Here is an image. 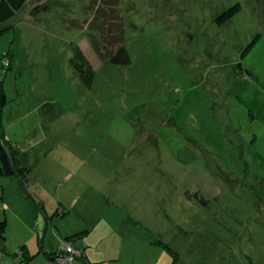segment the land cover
<instances>
[{"label":"rangeland","instance_id":"1","mask_svg":"<svg viewBox=\"0 0 264 264\" xmlns=\"http://www.w3.org/2000/svg\"><path fill=\"white\" fill-rule=\"evenodd\" d=\"M6 24L0 140L50 154L17 188L0 176V264L58 263L68 241L45 226L78 222L67 264H264V3L28 0ZM122 45L129 64L112 61Z\"/></svg>","mask_w":264,"mask_h":264},{"label":"trees","instance_id":"2","mask_svg":"<svg viewBox=\"0 0 264 264\" xmlns=\"http://www.w3.org/2000/svg\"><path fill=\"white\" fill-rule=\"evenodd\" d=\"M27 1L28 0H0V35H2L5 31L10 29V26H7L6 23L12 20L16 16V14L24 8ZM259 1L261 3H264V0H259ZM41 8H42L41 6L35 5L34 8L31 10V14L33 16H37L40 13ZM241 9H242L241 4H237L233 7H230L216 19V23L220 26L226 24L236 14H238V12H240ZM258 38L259 37H257L249 45L248 49L257 41ZM94 47L98 49L95 44H94ZM74 52H75L74 56L71 59L72 66L74 67V69L76 70V72L78 73L82 81L84 82V84L86 86L92 87L94 80H95V70H94L93 65L90 63L85 53L79 46H75ZM115 52L116 54L115 56H113L112 54ZM115 52L107 55V56H111V55L113 56L112 61L114 63L124 64V65L130 63V55L128 53L126 46L122 45ZM6 55L9 56L8 53ZM10 65H12L11 59H10V63L8 64V66ZM7 104H8L7 95H6L5 90L3 89V86L1 85L0 86V113L2 112L3 108ZM0 135H2V133ZM8 144H10V146L12 145L11 142L7 143L3 140H0V148H1L0 176L6 177V178L16 177L22 180V176L24 175V172L30 171V169L35 165V162L37 161V159L39 160V157L41 156L43 157L47 156L50 150V147L47 148L46 146L45 147L43 146L34 147L26 151L23 154H20L19 150H17V152L21 155V157L18 159L17 158L13 159L15 156L14 154L16 150L8 146ZM7 226H8V221H7V218L4 217L3 220L2 219L0 220V240L2 241L6 240ZM87 234H89V230L86 229L84 231L75 233L65 238V240L76 244L77 243L76 241H80L85 236H87ZM25 247L26 246H24V248ZM54 253H51V254L54 255ZM29 260H30V256H27L25 257V260H23L22 262L28 263Z\"/></svg>","mask_w":264,"mask_h":264},{"label":"crops","instance_id":"3","mask_svg":"<svg viewBox=\"0 0 264 264\" xmlns=\"http://www.w3.org/2000/svg\"><path fill=\"white\" fill-rule=\"evenodd\" d=\"M14 141V140H13ZM34 147H38V146H34ZM33 147V148H34ZM50 154V152H48V155ZM47 155V156H48ZM2 178V177H1ZM8 178H11V179H1V185L3 186H5V187H7V186H10L11 188L12 187H14V188H17V183H16V181H14V179H13V177H8ZM14 178H16V177H14ZM18 181H19V183H20V180L18 179V178H16ZM31 181L33 182L34 181V179H31ZM36 181V180H35ZM34 181V182H35ZM21 185V184H20ZM27 186V185H26ZM28 188L30 187V183H28V186H27ZM19 190V189H18ZM29 194L30 195H32V196H35L32 192H29ZM30 195H28V194H25V197L28 199V200H30L31 201V199H30ZM37 196V195H36ZM35 196V197H36ZM3 198H4V196H3ZM42 200V199H41ZM3 214H4V217H6L7 218V213L4 211L3 212ZM0 220H1V218H0ZM7 221H8V218H7ZM55 223V222H54ZM80 223H84V222H78V226L76 227V228H78V227H80V229H78V230H76V231H78V232H81V231H84V230H86V229H89V228H86V227H88V226H86L87 224H85L84 223V225H82V224H80ZM8 227V226H7ZM75 228V227H74ZM83 229V230H82ZM51 231L52 230V232L50 233L51 235H52V239H53V237H54V235H57V236H60L59 238H67V237H69V236H71V235H73V234H75V233H78V232H75V233H72V234H64L63 232H61L60 231V229L56 226V225H53V227H51V228H47L46 226H45V236H46V234L47 233H49L48 231ZM47 239V238H46ZM52 240L50 239L48 242H44V243H42L43 244V247H41L40 246V248H39V251L37 252V253H35L33 256H32V258L33 257H35V256H38L39 254H41L42 252L48 257V254H51V253H54V252H56L57 250H58V247H56V248H52V246H50L51 244H49L50 242H51ZM77 243H79V242H77ZM77 243H76V247H77ZM48 245V246H47ZM24 247V246H23ZM25 249H26V247H25ZM43 250V251H42ZM27 251L28 252H30L29 251V249L27 248ZM31 256V255H30ZM31 260H29V262H30ZM27 264V263H26ZM95 264V263H94ZM96 264H100V263H96Z\"/></svg>","mask_w":264,"mask_h":264},{"label":"built area","instance_id":"4","mask_svg":"<svg viewBox=\"0 0 264 264\" xmlns=\"http://www.w3.org/2000/svg\"><path fill=\"white\" fill-rule=\"evenodd\" d=\"M65 245V246H63ZM63 245H61V249H60V253H58L57 255V259H58V263L56 262V264H67V260H68V256H69V252L67 250H70V244L67 243H63ZM73 259V258H72ZM71 263V261H70Z\"/></svg>","mask_w":264,"mask_h":264}]
</instances>
